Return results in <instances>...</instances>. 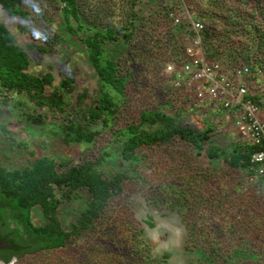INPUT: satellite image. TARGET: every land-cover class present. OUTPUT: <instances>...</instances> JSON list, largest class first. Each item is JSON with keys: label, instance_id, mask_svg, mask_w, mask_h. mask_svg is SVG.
I'll return each instance as SVG.
<instances>
[{"label": "trees", "instance_id": "obj_1", "mask_svg": "<svg viewBox=\"0 0 264 264\" xmlns=\"http://www.w3.org/2000/svg\"><path fill=\"white\" fill-rule=\"evenodd\" d=\"M0 5L18 19L22 35L37 34V39L18 42L0 21V131L31 123L43 132L52 125L48 130L74 147L67 155H35L32 140H20L14 148L34 159L25 166L0 162V215L5 220L4 209L16 215L27 235L19 258L93 239L109 259L165 264L168 253L152 255L144 227L135 221L127 181L146 182L139 173L145 154L184 144L202 157V173L192 178L196 196L183 183L174 190L173 185L143 189V194L179 213L186 231L183 246L194 264H264V209H254L264 200L253 194L264 178L238 188L244 175H254L250 156L258 146L216 130V113L222 117V108L199 104L192 91L174 87L164 73L167 62L186 59L190 24L173 21L184 5L204 25V54L227 68L249 66L248 97L263 100L264 0H0ZM56 46L82 53L93 69L95 88L84 85L74 70L56 79L54 64L35 69ZM69 55L63 53L60 63ZM190 105H202L194 120V112L186 111ZM15 138L10 134V140ZM222 173L238 177L230 185L233 196H224L226 202L219 187L230 183ZM165 186L172 190L164 191ZM200 187L222 200L216 203L222 207L218 211L230 214L231 220L241 212L238 223L255 239L241 240V247L221 241L226 233L213 225L212 209L202 208ZM76 202L83 208L66 226ZM140 222L153 226L149 213Z\"/></svg>", "mask_w": 264, "mask_h": 264}, {"label": "rangeland", "instance_id": "obj_2", "mask_svg": "<svg viewBox=\"0 0 264 264\" xmlns=\"http://www.w3.org/2000/svg\"><path fill=\"white\" fill-rule=\"evenodd\" d=\"M0 21L7 25V27L16 36L18 42L27 39H37V34L35 32L22 35L18 30V19L9 17L4 12L1 5ZM238 41H240V39ZM65 52L68 54L70 53L71 55H69L67 60H65L63 63H60L59 59ZM81 54L82 53L78 52L77 50L71 51L65 47L60 48L59 46H56L52 53L43 55L41 62L36 66L35 69H46L47 64H54L53 73L56 79L61 77V72H69L70 70H74V72L83 79L84 85H87L89 89L92 90L96 86V78L93 76V69L89 67L85 58ZM201 106L202 105L195 106L196 108L191 106V108L186 110L188 112H194L190 116L191 120H194V117L198 115L196 112H201V110L198 109V107ZM205 108L208 109L207 107ZM207 111L210 112L209 109ZM212 113H215V111H212ZM203 114L204 116L207 115V113ZM216 114L217 117L215 120L220 121L215 127L216 130H222L225 133H228V137L235 136L239 140H245L238 134V131L231 122H227L222 119L221 113L219 111H217ZM212 120L214 119L212 118ZM1 122H3V120L0 118V123ZM24 125L26 126V129ZM24 125L22 129L11 126L9 129H6V132L0 131V162L2 164H11V166L23 165L30 163L34 159V156H30L26 151L14 148L17 146V143L20 140L27 141L28 143V140L30 141L31 139L32 141L29 143L31 144L30 147L35 149V155L44 153H50L52 155H67V153L74 148L73 145L66 146L61 143L60 135H53L51 131L48 130L53 127L52 125L44 126L43 132L39 131L37 125L31 123H26ZM201 126L202 123L200 124V127ZM36 130H38L40 133H36ZM10 134L14 135L16 138L14 140H10ZM201 159L202 157L195 155V153L184 144H171L168 146L163 145L154 152L144 155V164L143 166L139 167V173L141 174V180L146 182L138 183L134 180L127 181V185L130 190L128 197L133 203L131 207L135 208V211L133 212L135 221L138 222L140 226L144 227L143 237L144 240L150 244L152 255L161 256L163 252L168 253L169 257L165 264H194L192 261L194 256L187 252L183 246L186 231L184 232V235L179 243H174L170 239V234L164 227H162L163 224L172 222L171 217H179V213L173 209L169 210L167 207L168 203L166 202L153 204L152 199L147 200L142 191L143 189L149 190L150 188L159 190L163 185H173L174 190V188L177 187L179 183H183L186 186V191H193L194 189V194L196 196V190L194 188L192 178H194L195 174L202 173V167L199 166ZM106 168L112 170L111 164L107 163ZM220 176L223 180L230 183L226 188L220 189L219 187V193L221 194L223 201L226 202L225 197L231 198L233 196L232 192L229 190L230 185L235 184V180L238 177L236 175L230 176L228 173H222ZM243 178H245V175ZM243 178L238 182V188L240 190H243L241 183L245 185L250 176H247L245 179ZM196 187L198 188V186ZM170 190H172V188L167 190V187H164V191L168 192ZM211 195L212 193L210 191L200 187L202 208L209 206L210 210L212 209L211 212L215 215V218L212 217V221L214 223L213 225L220 227L222 230L224 229L226 233V235L221 237V241H226L232 246L235 245L241 247V240L255 239L252 236L251 231L248 228H245V224L242 222L238 223V218L241 212L236 216H233L234 219L231 220L230 214L228 215L224 212H219L221 211L222 207L216 203L221 202L222 200L218 198V200L213 199ZM81 204V202H76L73 205V212L70 219L67 221L66 226H68V224H70V222L73 220L74 214L83 208V205ZM259 206H262L264 209V204H256L254 209H257ZM34 212L37 213L36 219L42 222L43 218L40 215L39 210L35 209ZM148 213L151 214L153 226H149L147 223L140 222V218H146ZM219 240L220 239L216 241ZM201 241L205 242L203 239ZM259 242L260 240L258 239V243ZM110 257L111 258L109 259V254L104 251L103 245L96 244L93 242V239H90V241L81 240L79 242H71L65 247L41 250L26 254L25 256H22V258L13 257L11 260L6 262V264H135L134 260H125L123 263L122 261L118 260L119 257Z\"/></svg>", "mask_w": 264, "mask_h": 264}, {"label": "built area", "instance_id": "obj_3", "mask_svg": "<svg viewBox=\"0 0 264 264\" xmlns=\"http://www.w3.org/2000/svg\"><path fill=\"white\" fill-rule=\"evenodd\" d=\"M181 20L189 22L193 33L185 49L186 59L180 63L167 62L164 73L174 87L192 91L199 104L221 107L222 119L231 122L242 138L258 146L250 156V162L255 165L254 175L245 185L241 183L244 189L252 187L257 178H264V101L256 102L248 97L246 82L251 68L247 65L227 68L209 59L202 46L203 23L184 5L173 17L175 23ZM253 194L264 200V183L256 186Z\"/></svg>", "mask_w": 264, "mask_h": 264}, {"label": "flooded vegetation", "instance_id": "obj_4", "mask_svg": "<svg viewBox=\"0 0 264 264\" xmlns=\"http://www.w3.org/2000/svg\"><path fill=\"white\" fill-rule=\"evenodd\" d=\"M4 210L7 215L5 220L0 215V264H6L13 257L19 258L27 238L24 226L19 223L17 216H10L9 210ZM7 257L9 259L5 260Z\"/></svg>", "mask_w": 264, "mask_h": 264}, {"label": "clouds", "instance_id": "obj_5", "mask_svg": "<svg viewBox=\"0 0 264 264\" xmlns=\"http://www.w3.org/2000/svg\"><path fill=\"white\" fill-rule=\"evenodd\" d=\"M171 221V223L163 224L162 227L167 230V232L170 234V239L174 243H179L185 232L183 223L178 216L171 217Z\"/></svg>", "mask_w": 264, "mask_h": 264}]
</instances>
